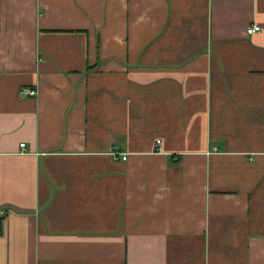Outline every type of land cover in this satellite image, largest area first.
I'll return each instance as SVG.
<instances>
[{"label": "crops", "instance_id": "crops-1", "mask_svg": "<svg viewBox=\"0 0 264 264\" xmlns=\"http://www.w3.org/2000/svg\"><path fill=\"white\" fill-rule=\"evenodd\" d=\"M0 218V264H264V0H0Z\"/></svg>", "mask_w": 264, "mask_h": 264}, {"label": "built area", "instance_id": "built-area-1", "mask_svg": "<svg viewBox=\"0 0 264 264\" xmlns=\"http://www.w3.org/2000/svg\"><path fill=\"white\" fill-rule=\"evenodd\" d=\"M260 31H261V27L260 26L252 25V26H250L248 28L247 33H248V35H254V34H256V33L260 32ZM26 93L30 94V95H35L36 94V92L32 91V90H28ZM21 147H25V144H21ZM123 159L126 160L127 157L124 156Z\"/></svg>", "mask_w": 264, "mask_h": 264}, {"label": "water", "instance_id": "water-1", "mask_svg": "<svg viewBox=\"0 0 264 264\" xmlns=\"http://www.w3.org/2000/svg\"><path fill=\"white\" fill-rule=\"evenodd\" d=\"M1 226H2V219L0 218V230H1Z\"/></svg>", "mask_w": 264, "mask_h": 264}]
</instances>
